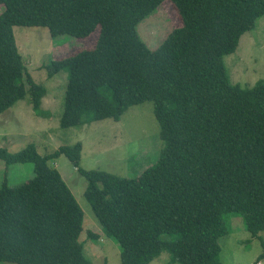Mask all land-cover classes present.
<instances>
[{"label": "trees", "instance_id": "trees-1", "mask_svg": "<svg viewBox=\"0 0 264 264\" xmlns=\"http://www.w3.org/2000/svg\"><path fill=\"white\" fill-rule=\"evenodd\" d=\"M167 0H0V114L31 94L42 109L46 88L28 71L14 27H47L52 36L87 38L93 48L52 60L48 77L68 71L63 128L119 121L153 101L163 148L136 177L81 167L83 145L41 155L0 147V162L34 165V175L0 186V262L92 264L81 241L84 211L51 163L65 155L87 180L85 198L122 264H226L220 239L231 214L253 238L264 232V80L231 81L225 57L264 16V0H168L182 20L151 50L137 24ZM97 243L99 231H89ZM263 252L258 261L264 260Z\"/></svg>", "mask_w": 264, "mask_h": 264}, {"label": "rangeland", "instance_id": "rangeland-1", "mask_svg": "<svg viewBox=\"0 0 264 264\" xmlns=\"http://www.w3.org/2000/svg\"><path fill=\"white\" fill-rule=\"evenodd\" d=\"M181 25L178 11L167 0L137 24V31L147 46L155 50L174 28ZM14 33L28 71L47 90L42 100V109L50 115L46 118L38 116L32 107L31 94L27 92L24 99L0 114V147H6L14 153L34 144L41 155H47L53 154L61 146L81 142L82 168L103 170L122 177H136L157 162L163 141L153 101L131 106L119 121L109 118L69 128H63L60 124L65 106L68 71H60L49 78L45 66L52 60L93 48L99 29L87 38L69 34L52 36L47 27L16 26ZM225 64L235 84L252 87L258 80H264V16L258 19L255 29L241 37L236 52L225 57ZM51 165L60 171L84 211L81 241L85 242L84 254L87 259L92 264H122L118 245L103 232L85 198V177L65 155L52 161ZM33 175L34 165L31 163L7 166L3 161L0 162V186L5 179L9 185L16 186L28 181ZM230 226L231 233L220 239L222 261L226 264H264V260L258 261L263 252L264 232L260 233L259 238H253L245 228L243 217L236 213L231 214ZM91 230L100 232L97 243L88 238ZM169 259V253L164 252L150 264H169Z\"/></svg>", "mask_w": 264, "mask_h": 264}]
</instances>
